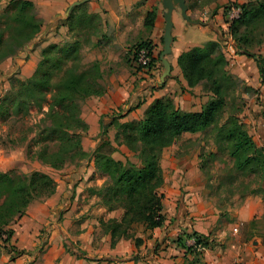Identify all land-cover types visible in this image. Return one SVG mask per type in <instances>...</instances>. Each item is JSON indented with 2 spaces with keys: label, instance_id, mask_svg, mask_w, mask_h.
Masks as SVG:
<instances>
[{
  "label": "crops",
  "instance_id": "crops-1",
  "mask_svg": "<svg viewBox=\"0 0 264 264\" xmlns=\"http://www.w3.org/2000/svg\"><path fill=\"white\" fill-rule=\"evenodd\" d=\"M33 2L38 16L43 21L42 30L35 40L25 45L20 54L15 56L21 59L25 53V61L19 72L12 69L8 77H3L8 80L12 75L25 80L34 74L42 58V50L51 44H59L65 36L68 37L75 31L71 30L68 17L71 13L74 17L77 16L81 9H78L79 6L85 4L88 14L103 18L105 24L110 25L109 36L104 34L106 28L104 32H99L94 41H100V44L92 47L89 52L91 59L102 62L101 84L107 88V92L102 96L90 97L82 103L81 117L88 125L82 145L88 153L92 154L100 144L97 145V142L103 138V125L108 127L110 134L113 126L110 123L114 116L118 117L120 122L137 121L143 118L153 102L168 98L184 111L195 112L202 109L211 99L212 93L206 91L202 84L190 87L179 65L180 55L193 46L212 40L220 41L230 62L229 71L243 80H249L246 82L247 86L257 88L261 85L256 59L235 52L231 35L226 34L224 25L223 28L219 27L222 25L220 20L216 19L214 24L204 25L196 21L197 18L190 14L191 10L187 11L178 0H171L166 5L154 3L152 0ZM153 9L156 10V18L153 27L148 31L145 18L148 11ZM189 16L194 20H190ZM50 22L53 23L48 24ZM196 28L201 35H197ZM105 37L106 40L102 42ZM147 38L153 43L156 58L155 67L151 70L138 67L128 52L135 43ZM256 53L264 55V44ZM12 60L13 58L5 59V62L0 64V71H8V68H5L8 66L6 63ZM3 85L7 87L8 82H3ZM9 88L10 85L6 89ZM189 161L190 155H186L181 160V165L173 162L177 170L185 173V181L164 182L160 191L164 194L165 222L154 229H145L143 226L146 236L144 237L143 233L136 234L143 238L142 245L137 247L123 240L109 248L94 250L95 254L100 256H92V231L89 232L86 228L90 217L88 214H77V218L72 215L76 213V205L81 204L80 198L76 197L69 203L65 213V216L72 217L73 228L69 229V225L62 228L66 237L74 243L60 240L58 244L56 235H53L50 241V249H54V253L56 251L53 261L57 264H109L108 260H111L110 264H264V243L257 244L251 236V231L246 232L243 229L244 224L254 219L259 210L263 209V199L253 195L239 197V200L233 198L237 201L235 208L230 205L224 210L221 209L218 200L210 194L208 182L202 179L198 182L191 178L199 171V167L197 162H193L192 166ZM90 168L97 171L93 160ZM63 191V188L60 190V187H57L55 194L50 197L59 201L62 195L68 196L67 193L63 194ZM97 198L100 200V197ZM88 200H84V203ZM100 207L101 211L111 215L104 205ZM15 230L11 241L16 234H21L26 242L30 241V246H25L27 249L34 246L30 227L23 226L20 231ZM185 232H197L209 237L210 243L201 248L198 257L188 253L177 241ZM81 252L85 253L84 257L77 255ZM132 253L134 257L131 256ZM137 254L139 255L136 256Z\"/></svg>",
  "mask_w": 264,
  "mask_h": 264
},
{
  "label": "trees",
  "instance_id": "trees-1",
  "mask_svg": "<svg viewBox=\"0 0 264 264\" xmlns=\"http://www.w3.org/2000/svg\"><path fill=\"white\" fill-rule=\"evenodd\" d=\"M11 5L12 11L0 15V19L8 20L6 28L0 27V61L17 55L20 48L37 37L43 26L33 0H11ZM241 5L242 15L229 24L234 40H238L237 29L243 22L255 29L264 28V0H247ZM78 9L80 13L77 16L71 13L68 17L71 30L82 27L86 19L96 17L88 14L85 4ZM155 18L156 10L148 11L145 18L148 31L153 27ZM77 46V40H69L64 45L51 44L45 47L31 77L25 80L11 77V89L1 105L16 110L29 104L42 105L50 94V128L59 133L58 144L54 150L44 147L37 157L55 168L77 158L93 157L96 170L110 179L104 189L108 198L103 204L109 210H123L120 218L101 222L105 232L111 235L112 246L121 239L132 238L138 247L144 240L131 233L133 227L143 225L145 229H154L165 222L164 194L160 191L165 182L161 159L174 141L186 132L197 133L214 126L218 136L229 141L230 153L238 169L264 171V149L257 145L241 121L242 105L238 104L234 96L241 79L229 71L230 62L220 41L212 40L193 46L179 57V65L188 85L194 87L202 84L206 91L212 93L211 99L200 111H184L168 98L153 102L140 120L120 122L118 117L112 118L110 125L118 126L117 141L131 151L139 152L140 164L130 159L125 162L117 160L100 150L110 142L109 138H104L108 136V127L105 125V140L94 153L83 149L82 138L88 125L81 117L82 103L90 97L104 95L107 88L101 84L103 71L100 62L96 60L88 65L83 64ZM141 46L154 51L149 39L139 41L131 48ZM240 54L256 59L264 82V55L249 51ZM0 177V188L5 184L9 187L7 196L0 202V229L8 226L16 215H23L34 200L50 197L57 190V182L48 173L36 171L26 176L4 173ZM261 187L264 189V183ZM11 237V233L8 234L5 242L9 243ZM190 238L196 239L194 245L187 243ZM177 241L188 253L197 257L201 254V248L198 247L210 243L208 236L197 232H185ZM77 255L84 257L85 253Z\"/></svg>",
  "mask_w": 264,
  "mask_h": 264
},
{
  "label": "rangeland",
  "instance_id": "rangeland-1",
  "mask_svg": "<svg viewBox=\"0 0 264 264\" xmlns=\"http://www.w3.org/2000/svg\"><path fill=\"white\" fill-rule=\"evenodd\" d=\"M169 1L171 0H152V2L160 5H166ZM178 1L187 11L191 10L190 14L193 18H197L196 21L204 25L214 24L216 19L220 20L219 22L222 25H219V27L223 28L224 25L225 32L229 35H231L229 25L223 15L224 7L230 2L242 3L238 0ZM9 11H12L11 0H0V15ZM189 18L192 21L194 20L190 16ZM7 22V18L0 19V27L6 28ZM54 22L57 23V21ZM51 23L53 22L48 24ZM99 32H104L105 35L108 34L109 36V23L105 24L104 19H100L98 16L93 17L92 20L86 19L82 22V27H77L71 35L65 36L59 45H64L69 40H77L82 62L88 65L96 61L91 59L89 52L92 47L100 44V41H94ZM197 35H201L199 30ZM237 36L238 40L232 38V42L235 45V52L239 54L243 51L257 54L256 52L264 44V28L255 29L244 22L239 25ZM199 37L201 39V36ZM105 40L106 37L102 38V42ZM107 43L108 41H106ZM23 48H20L17 54H20ZM15 56L8 57L14 60L6 63V66L7 64L8 66L5 68H8V71H0V174L9 173L12 176H26L36 171L48 173L57 182V187H60V190L63 188V194L67 193L68 196L62 195L59 201L52 197L34 200L23 215H16L8 226L0 229V264H57L52 259L56 255V251L54 253V249H50V241L52 236L56 235L58 244L60 240L73 242L66 237V233H63L62 228H66L67 225L70 226L69 229L73 228L71 227L73 226L72 217L65 216V213L69 203L71 204L76 197L80 198L79 203L81 204L76 205L74 210L76 213L72 215L88 214L90 218L86 228L89 232L92 231L90 239H92L93 249L91 254L92 256H100L95 254L94 250L112 246L111 235L103 229L102 220L120 218L123 213L120 208L109 210L103 204L105 199L108 198L104 189L108 186L110 179L105 174L90 168L93 157L77 158L68 161L60 168L44 163L37 157L44 147L50 150L56 149L59 133L52 131L50 128L52 123L48 113L50 94L47 95V101H44L42 105L29 104L17 110L11 106L1 105L2 100L11 89V77L18 78L15 75L9 77V80L3 77H8L12 69L19 72L25 61V53L22 55L24 58L21 59L15 58ZM3 62H5V59L0 61V64ZM99 62L102 67V62ZM6 81L8 85L3 87V82ZM246 82L248 83L249 80L241 79L234 96L238 104L242 105L241 121L257 145L264 149V82L261 78V85L257 88L247 86ZM9 85L10 88L6 89ZM117 127V124H113L110 134L103 136L105 139L109 138L110 142L103 145L100 150L111 154L117 160L125 162L130 159L135 164H140L139 152L131 151L125 144L117 141ZM105 139H99L97 145ZM186 155H190L189 164L192 165L193 162H197L199 167V171L193 174L191 178L198 182L201 179L208 182L211 189L210 194L218 200L221 209L224 210L230 205L231 208H235V202L237 201L233 198L239 200L241 197L245 198L250 195L259 196L264 202V189L261 187L264 183V171L238 169L235 166V158L230 153L229 141L218 136L216 127H209L204 131L193 134H182L174 141L169 151L161 159V166H164L162 168L165 182L185 181V173L177 170L173 166V162L181 165V160ZM65 184L67 187H64ZM5 185L0 188V202L7 196L9 191L8 185ZM97 197H100V200ZM84 200L88 201L84 203ZM100 205H104L111 215H108L106 211H101L100 208L102 207ZM23 226L31 228L30 236L35 242L32 248L27 249L25 247L30 246L28 245L30 241L26 242L21 234H16L9 243L5 242L8 234L11 233L12 235L15 229L20 231V227ZM90 226L91 228H89ZM133 228L134 230H131V233L134 232L137 235L143 233V236H146L143 225H137ZM243 229L246 232L251 231V236L257 244L264 243V207L261 211L259 210L254 219L244 224ZM123 240L135 244L132 238L121 239L120 241ZM65 247H67V244H65ZM69 248L72 249L71 246ZM131 256L134 257V254L132 253ZM108 263L110 264L111 260H108Z\"/></svg>",
  "mask_w": 264,
  "mask_h": 264
},
{
  "label": "built area",
  "instance_id": "built-area-1",
  "mask_svg": "<svg viewBox=\"0 0 264 264\" xmlns=\"http://www.w3.org/2000/svg\"><path fill=\"white\" fill-rule=\"evenodd\" d=\"M243 13V8L240 3L230 2L225 5L223 15L226 18V22L229 25L232 21L239 19ZM132 51V58L135 64L143 69L151 70L155 67V55L154 51H151L147 46H141L134 49H130L128 52ZM195 238H190L187 243L189 245H194L196 242ZM202 248V247H198ZM243 264V263H236Z\"/></svg>",
  "mask_w": 264,
  "mask_h": 264
}]
</instances>
